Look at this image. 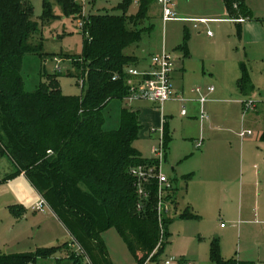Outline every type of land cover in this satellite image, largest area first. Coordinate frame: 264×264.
Masks as SVG:
<instances>
[{
	"label": "rangeland",
	"instance_id": "374dc122",
	"mask_svg": "<svg viewBox=\"0 0 264 264\" xmlns=\"http://www.w3.org/2000/svg\"><path fill=\"white\" fill-rule=\"evenodd\" d=\"M47 1L52 10L50 12L52 19L48 21L43 19V0H30L32 19L38 26L29 41L32 45L40 44L42 54L39 51L40 55L37 53L25 55L21 70L25 88L33 90L41 80H45L46 74L58 70L61 93L79 96L82 93L81 78L72 66V60L82 55L85 38L78 27L77 19L90 14L117 13L116 7L121 0H75L81 7L79 16L77 14L65 16L55 0ZM138 2L139 0H131L128 9L130 15L137 13ZM172 2L176 5L178 19L164 22L161 5L157 0H148L146 18L141 22L138 20L137 24L128 25L129 28L140 31L141 37L125 52L133 50L134 55L144 62H149L151 56L161 54L164 48L176 67L177 63L184 59L187 48L195 57L204 59L205 56H209L206 58L208 60L199 61L200 65L195 59V64L201 67L204 63L205 71L210 69L211 65L215 66L216 76L227 83L230 89L233 85V83L230 85L229 81L230 60L214 62L212 57L221 51L234 56L231 44L236 37L237 28L234 27L232 32L227 23L208 24L216 41L213 44L209 43L206 30L201 29V25L199 29H195L190 22L185 21L219 17L221 11L222 15H225L223 1L172 0ZM245 3L250 17L264 20V0H245ZM205 73L209 78L208 72ZM233 81L236 84L234 79ZM193 82L195 79L191 77L188 81L191 84L189 87L196 85ZM210 83L213 81H206L205 86ZM234 90L224 94L226 102L205 104L212 125L210 128L208 121H205L200 129L197 119L180 116L175 102L168 101L165 105L166 113H171L172 116L169 117L165 128L169 131L170 139L167 141L165 149L167 160L162 161V171L173 180L174 195L178 198L179 204L175 216L168 224V237H165L160 246L164 247V250L149 264H162L169 257L176 260L174 264H182V261H189L192 264H216L211 259L209 251L212 241L217 242L218 253L223 260L264 264V140L261 139L264 132V109L260 104H256V108L253 106L246 109L243 103L251 100L249 98L244 99L242 104L233 102L232 99L237 97L236 94L239 92L236 88ZM131 105L139 110L141 123V130L133 146L143 157L151 156L150 148L158 145V129L163 126L160 111L148 101L132 104L129 100L114 101L110 112L112 118L117 114V106L129 108ZM150 129L157 130L152 132L151 137L148 135ZM248 130L251 131V135L239 136L241 131ZM207 133H218L231 141V145L226 146L231 154L227 157L228 177L221 168L224 159L222 157L215 159L216 167L213 171L205 170V165L200 167L202 156L199 153L203 147L198 149L197 143L199 139H203V145H206ZM242 145L243 163L240 158ZM193 170L199 171V179L198 176L192 179ZM20 174L23 175L19 176ZM20 174L17 173L11 157L6 153H0V255L35 253L44 248H55L54 254L46 258L37 257L34 264H70L68 260L70 253L82 257L83 251L80 246L73 242L65 226L53 217L54 212L45 198L33 188L24 173ZM198 180H203L202 183L207 181L208 184V190L205 186L203 197L199 196V192L204 184H200L201 181ZM239 181L244 184L242 193L237 185ZM35 195L38 196L36 203L41 202L44 211L31 209L32 204H35L31 196ZM190 202L196 206L195 217H182L186 204H191ZM220 223L226 227L220 228ZM101 238L110 264H136L135 257L114 226L105 229L101 233ZM81 264L92 262L89 258L83 257Z\"/></svg>",
	"mask_w": 264,
	"mask_h": 264
},
{
	"label": "trees",
	"instance_id": "16d2710c",
	"mask_svg": "<svg viewBox=\"0 0 264 264\" xmlns=\"http://www.w3.org/2000/svg\"><path fill=\"white\" fill-rule=\"evenodd\" d=\"M55 1L65 16L80 15L75 0ZM222 1L230 19L250 18L245 0ZM147 3L139 0L135 15L128 14L131 0H121L117 13L86 17L82 55L72 60L82 93L69 96L59 89L58 70L46 74L33 90L25 88L21 73L25 55L41 50L40 44L29 41L38 25L32 19L30 0H0V153L11 157L17 173H24L80 246L82 257L70 253V264H81L83 257L92 264H110L101 238L110 226L117 229L136 264H143L159 241L154 196L141 212L136 211L137 195L129 173L132 166L149 162L133 146L141 130L138 113L119 105L113 118L110 114L112 102L129 94L125 68L138 60L125 50L141 35L128 25L146 18ZM51 11L50 3L43 0V19H52ZM246 79L242 68L240 88ZM165 128L164 123L166 149L170 136ZM181 215L195 217L188 208ZM171 221L166 220V237ZM163 250L160 247L155 258ZM209 251L216 264H236L219 256L216 241ZM54 252L55 248H44L0 255V264H34L37 257Z\"/></svg>",
	"mask_w": 264,
	"mask_h": 264
},
{
	"label": "crops",
	"instance_id": "0c3cea01",
	"mask_svg": "<svg viewBox=\"0 0 264 264\" xmlns=\"http://www.w3.org/2000/svg\"><path fill=\"white\" fill-rule=\"evenodd\" d=\"M175 7H176V5L174 4L173 10H174L175 16H176L177 14L175 11ZM224 10H225V13H223V14H225V15H222V11H221V13H220L221 16H219V17L199 18V19L207 20V23L195 22L193 19L192 20H185V21H188L187 23L190 22L192 24V27L195 29H199L198 27H199V25H201V29L206 30V35L209 37V43H213V44L216 43V41L213 37L211 30L209 29L208 24L216 23V22H224V23H227V25L231 28L232 32H233L234 27L237 28V34L235 35L236 37L234 38V41L231 44V47L233 46V49L235 52L234 56H231L229 52H227L225 54L224 51L223 52L221 51L217 54H214L212 57V60L214 62L221 61V63H222V62H225V60L226 61L230 60L231 74H230L229 81H230V85H232V83H233V85L230 86L231 88L229 89L228 84L225 83L224 81H222L220 78H218V76H216L217 74H215V71H214L215 66L211 65L210 69L205 71V67H204L205 64L204 63H203V66H201V67H197V64H195V61H194L195 59L198 61V65H200L199 61L204 62L205 59L209 56H205L204 59H203V57H195V54L193 52L189 51L187 48L185 49L184 59H182L179 63H177V66L174 67V69L171 73L172 87L174 88V91L177 94H181V95H184V96L189 97V98H191V97L194 98L195 96L190 91L192 88L199 86L202 88L203 93L208 98V101L206 103L226 102L224 94L230 90L235 91L234 88H236V89H238L237 91H239V92H237V94L235 92V94L238 96L235 97L234 99H232L233 102H235V103L240 102L242 104L247 98H249L252 100L254 108H256V104H260V106L264 109V20L258 19V18H252V17L246 18V19H242V18L241 19H230L225 6H224ZM128 14H129V12H128ZM161 16H162V10H161ZM176 18H177V16H176ZM164 22H166V21H164ZM208 31L211 32V35L207 34ZM127 49H130V47H128ZM162 51H165L164 48ZM126 53L128 55L136 56V55H134L133 50H131V51L129 50ZM150 58H149V62H147V61L144 62L142 59L137 57L138 62H137V65L134 67H136L139 70H146V71L150 70L152 67ZM206 60H208V59H206ZM193 64L195 66H193ZM242 68H244L246 71V78L247 79L245 81V85L242 88H240L238 86L237 82L239 81V79L242 75ZM179 71H180V73H179ZM205 72H208L209 78H207ZM191 77H194L195 82H193V83L196 85L189 87V85H191V84H189L188 81L191 80ZM233 79L236 81V84L234 83V81L232 82ZM208 80H212L213 83L206 85L207 87L213 86L215 83V85H214L215 87L213 86L214 91L212 93H208L207 87L205 86V82ZM198 84H202L203 86H200ZM240 99H241V101H239ZM139 101H147V100L135 99V100H131L129 102L132 104L134 102H139ZM169 101H173L176 103V105L178 107V114L180 116H182L180 114V109H181L180 102L178 100H174V99L169 100ZM148 102L160 111V113H159L160 117H163L165 126L167 128L168 119H169V117L172 116L171 113H166V110H165V105L168 103V101L163 104L162 110L159 107V105L152 103L150 101H148ZM186 106L188 109V114L186 116H182V117L197 119V121L200 124V129H202V125L205 121H208V127L209 128L212 127L210 120H209V117L207 120H204L202 122L199 121L197 103L195 101L187 102ZM129 108L138 113V119H139V110L137 109V107L134 105H131ZM139 122H140V119H139ZM214 128H216V127H214ZM150 130L148 132V135L151 137L152 132ZM163 130H164V124H163ZM200 132H201V130H200ZM168 133H169V131H168ZM201 140H202L201 145L199 147H197L198 149L203 147L199 153V155L202 156L200 167L202 168L205 165L204 166L205 170L213 171V170H215V167H216L215 166V161H216L215 159L218 157H222L224 159H222L223 165L221 168L223 169V171L225 173L224 175L225 176L227 175V177H228V169H229L228 160L229 159L227 157L231 156V154L227 150L226 146L231 145V141L228 140L227 138H225V136H223V135L220 136V134H218V133H207L206 134V145L205 144L203 145L204 140L203 139H201ZM243 147H244V145L241 146V151H240L241 152L240 158H241L242 163H243V157H244ZM165 154H166L165 159L167 160V153H165ZM150 157L151 156L143 157V158L149 159ZM171 169L173 170L174 167H171ZM198 173H199V171L193 170L191 172L192 179L197 177V176L199 179ZM21 175H23V174H20L19 176H21ZM198 181H201L200 184H204V187L202 188V190L200 188V192H199V196L203 197V194L205 192V186L208 190V184H207V181H205L204 183H202L203 180H198ZM220 181H222V180H220ZM223 182H224V179H223ZM237 185L239 187V190L242 193V189L244 187L243 182L239 181V184H237ZM32 195H34V194H32ZM38 195L40 196L39 193H38ZM174 198L176 200V208L178 210L179 200L177 197H175V195H174ZM31 199L35 200V201H33V203H35V204H32V206H31V209L34 210L33 206H35L37 204L36 202H38V196H36V195L31 196ZM190 203L191 204H189V203L186 204L185 209L188 208V210L190 212L195 214L194 211L197 210L195 208L196 206L193 204V202H190ZM40 211H44V208ZM53 217H55L57 220H59L54 215V213H53ZM225 227L226 226H224L223 223H220V228H225ZM235 262H240L241 264L253 263V261H250V262H243L242 261L241 262L238 260H235Z\"/></svg>",
	"mask_w": 264,
	"mask_h": 264
},
{
	"label": "built area",
	"instance_id": "2783aa9c",
	"mask_svg": "<svg viewBox=\"0 0 264 264\" xmlns=\"http://www.w3.org/2000/svg\"><path fill=\"white\" fill-rule=\"evenodd\" d=\"M161 5L162 19L163 21L176 20L175 12L173 10L174 3L172 0H157ZM195 22L207 23L205 19L194 20ZM77 24L82 31L87 23L86 16L77 19ZM87 33V31H86ZM211 35V32H207ZM151 69L139 70L134 66H127L125 68V73L130 76L128 80L129 84V94L125 100H135L142 99L147 100L152 103L159 105L162 110V106L165 102L169 100H178L181 104L180 114L186 116L188 114L187 102L195 101L197 103L198 109V119L200 122L208 119V114L205 110V104L208 101L207 96L203 93L201 87L196 86L191 89V93L195 97H186L181 94H177L172 88L171 84V73L174 69V63L169 54L162 51L159 55H153L150 58ZM56 68H59L56 66ZM82 80L80 81V85ZM214 91L213 86L207 87V92L212 93ZM246 109L253 107V102L247 100L244 102ZM162 123L164 124V119L162 117ZM157 131L156 129L150 130L151 132ZM159 138L158 145L151 147V157L147 159L149 162L146 164H138L132 166L129 170L131 177L134 180L135 192L137 195V201L135 204V209L141 212L144 209L145 204L153 195L155 199V210L157 214L158 228H159V241L150 254L147 260L143 264H149L152 262L165 239L166 231V220L172 219L176 212V200L174 198V183L170 180L162 171V161L165 159V146H164V130L163 126L158 129ZM251 131H241L240 136L250 135ZM202 140L200 139L197 143V147L201 145ZM35 209H43V204L41 202L33 206ZM176 260L174 258H167L162 262V264H174ZM180 264V263H177ZM182 264H192L189 261ZM236 264H241L236 262ZM251 264H257L255 262Z\"/></svg>",
	"mask_w": 264,
	"mask_h": 264
}]
</instances>
